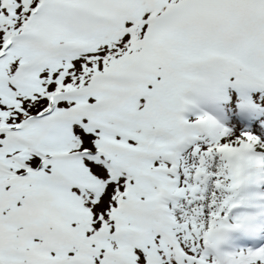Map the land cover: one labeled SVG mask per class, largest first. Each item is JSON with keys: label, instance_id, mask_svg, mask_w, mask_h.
Instances as JSON below:
<instances>
[{"label": "snow or ice", "instance_id": "1", "mask_svg": "<svg viewBox=\"0 0 264 264\" xmlns=\"http://www.w3.org/2000/svg\"><path fill=\"white\" fill-rule=\"evenodd\" d=\"M0 264H264V0H0Z\"/></svg>", "mask_w": 264, "mask_h": 264}]
</instances>
